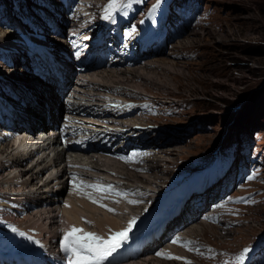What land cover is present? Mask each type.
I'll return each instance as SVG.
<instances>
[{"label":"rangeland","instance_id":"rangeland-1","mask_svg":"<svg viewBox=\"0 0 264 264\" xmlns=\"http://www.w3.org/2000/svg\"><path fill=\"white\" fill-rule=\"evenodd\" d=\"M45 1L47 2L45 3L44 0H0V38L6 34L16 35L11 32L18 28V25L12 23L16 17L27 28L30 26V22H28L30 15L38 14L43 19L37 12L38 9L45 10L47 17H52L54 15L50 11L56 16L58 11L54 9L57 7L63 14L60 22L66 27L72 24L66 23V20L63 19H75L76 16L73 14L76 11H83L88 22L92 16V19L97 20L107 17L109 14L106 9L109 0H75L76 6H72L73 11L72 8L66 10L65 7H59L62 5L61 3L57 6V2H62L61 0ZM156 3L157 0H120V6L112 11V14L118 15V11H121V15H125V19L130 21L127 24V29L136 27L141 20L149 22L158 20L152 30L163 29L167 32L165 40L153 41V48L158 51L149 56L148 58L151 59L146 62L154 63L138 66L142 65L143 59L135 64L134 68L141 70L144 77L136 78L135 71L124 74L122 70L125 69H119L120 65H102L87 71L90 73L95 71L93 74H96L99 73L98 71H103L104 66L117 71L120 76L101 75L104 77L101 78L102 83L107 84L105 87L111 88L121 99L133 100L134 104L138 106L142 103L145 104L146 108L137 109L145 114L135 118L134 113H128L122 119L130 126L135 122H140L157 128L156 145H148L149 147L146 149H160L149 155L150 160L148 159V169L146 168V170L135 171L127 164L110 159L97 160L92 157L89 159L94 160L91 164L98 169L102 168L103 172H105L104 169L111 168L112 170L113 168L114 170L111 172L114 173L128 171L138 176L144 175V177L132 178L140 180L139 184L145 186L147 190L152 188L161 190L167 183H172L179 178L189 179L192 186H198L204 182V188L200 189L196 196V203H201L202 207L191 210L192 212L198 211V213L179 225L175 224L174 232L161 237L159 241L146 246L142 251L136 252V255L123 260L107 259L103 264H122L128 260L144 258V256L161 258L162 263L160 264L175 260V262L179 260V263L187 264L188 259L194 260L191 264H225V262L227 264H264V0H159V7L154 13H150V9ZM46 7L48 9H45ZM10 12L16 16L12 17ZM44 19L46 23L43 27H46V24L50 26L48 18ZM79 23L83 24L82 20ZM125 25L122 28H125ZM32 29L36 31L34 28ZM18 31L21 32L19 28ZM39 31L37 30V32ZM65 32L67 35V30ZM65 34L63 33L61 36L63 39H65ZM13 43H18V41ZM11 50L0 49V82L5 81L6 75L10 74L8 68L12 66L9 57L14 58L13 55H15V52ZM17 56L18 58L23 57L21 53ZM33 56L34 53L31 52V56L27 59L23 58V60L29 61L30 65ZM19 65L26 71L25 76L29 80L31 69L27 68V65L25 67L22 64ZM11 72L17 81H26L20 79L24 77L22 69L14 68ZM75 77H77L76 74L73 76V80L69 81L70 83L68 82L66 85L65 82L64 85L67 86L68 92L62 94V101L68 105L74 99L69 93L72 91V85H75ZM82 86L88 88V86ZM29 94L31 93L28 92ZM2 97L7 101L5 96L2 95ZM48 97L55 99L53 106L48 103ZM36 99L38 104H41L43 100L48 103L51 119L54 121L56 112L63 107L58 103L57 96L52 91L45 89L44 92L36 91ZM21 100L18 103L21 104ZM40 106L42 109L44 108L42 104ZM32 111L33 116L41 118V109L38 106H35ZM66 114L67 112H62L59 125L68 120ZM76 115L97 118V116L84 112L74 114V116ZM36 121L39 123V119ZM23 122L25 123V121ZM46 122H49L48 118H46ZM102 122L105 121L102 120ZM84 123L94 125L87 121ZM94 126L104 125L96 124ZM12 140L13 137L10 136L7 141L3 142L10 144ZM66 154L63 156L62 164L60 163L63 173H66L63 162L74 159ZM0 158L2 159V156ZM37 158L35 162L41 159L38 156ZM29 159L19 165L17 170L29 167L32 163ZM151 159L153 164H158L156 170L151 166ZM0 162V195L3 194L7 198L14 197L19 192L26 194L30 185L27 189L23 188L24 186L21 184L24 177H21V173L19 172L16 176L11 174L12 168L10 167L15 163L8 166L10 164L5 165L2 161ZM115 162L116 166H114ZM9 171L10 173H8ZM44 172V169L40 170L31 187L34 190L35 187H38L39 191L29 190L32 191L31 199L35 205L48 202L47 196L52 197L53 195L56 198V195L50 192H45V195L41 193L43 191L42 183L46 177L44 175L46 172ZM214 175L220 176L210 181ZM121 178L124 179L123 185L129 182L125 176ZM71 186V181L67 179L63 187L54 189H60L61 198L58 203L61 207L69 196ZM86 188L91 190L89 187ZM78 197L80 200L82 199V202L75 205L81 210H78L82 219L79 220V224L81 222L80 225L87 230H98L96 225L87 222L89 221L87 216H99L98 218H100L103 210L97 207H101V205L94 203L88 196L83 197L80 191ZM142 198L140 201H143ZM122 203L125 204L123 201L116 200L111 205L121 208ZM147 206L148 203H145L144 206L139 203L133 208V213L137 214L141 209L145 210ZM120 208L113 211L114 216L119 217L121 222L117 227L114 225L110 227L113 233L123 230L125 222L135 220L137 216H133L130 220L128 214L118 215L117 212ZM8 209L0 212V226H2L0 238L7 239L14 246L21 244L22 246L33 245L40 248L38 240L28 235L29 232L23 230L25 226L20 225L18 219H21V213H18L14 208ZM25 209L34 215L33 218L39 219V223L43 221L49 224L51 218L46 212L33 214V211L28 207ZM103 209L109 212L108 208L104 207ZM210 214L214 215L212 220L208 218ZM139 217L137 216V218ZM61 218L63 223L64 219ZM56 225L57 232L60 223L58 222ZM80 225L73 224L77 228H82ZM180 228L186 229L184 232L187 235L191 233L189 237H195L199 241V252L192 255L184 249L183 253L189 256L187 260L184 256H182L183 259L157 256V250L171 242ZM37 232L39 233L38 230H32L31 233ZM102 232L98 235L104 236L110 231ZM42 235L45 236V232ZM180 236L182 233L178 237ZM62 239L63 237L59 238L58 242ZM163 241L165 242L162 243ZM43 242L46 243L47 240ZM0 244L6 245L1 242ZM122 247L123 244L119 245L112 254L118 256ZM245 248H248L249 251L245 254L244 260L237 261L236 257ZM174 249L175 247H172L169 254L177 257ZM146 264L157 263L151 260Z\"/></svg>","mask_w":264,"mask_h":264},{"label":"bare ground","instance_id":"bare-ground-1","mask_svg":"<svg viewBox=\"0 0 264 264\" xmlns=\"http://www.w3.org/2000/svg\"><path fill=\"white\" fill-rule=\"evenodd\" d=\"M44 2L46 3L47 1L44 0ZM58 3L59 1L57 2V4ZM62 4L64 5V3ZM72 5L74 4L67 3L64 6H72ZM74 6H76V4ZM49 7L53 8V6H49ZM56 8L57 7H55L54 9L55 11H58V14L56 16H55V13L50 11V13L53 14L56 18L54 16L52 17L50 16L49 18L47 17L45 10L43 11V10L38 9L37 12L41 14L43 19L38 14H34L33 16L30 15L28 18V22H30L29 28H27L25 24L24 25L21 24L22 23L21 20H18V18L16 17V19L12 21V23L18 25L17 27L21 30V32H19L17 28L16 30H11V32H14L16 35L6 34L3 36V38H0V45H1L0 49H9V50L12 49L11 51L15 52V55H13L14 58L9 57V61L12 66L8 68L10 70V74L6 75L7 79L5 81L2 80V82H0L1 83L0 84V94H2L3 96L7 98L6 99L7 102H10L16 107H17V103L19 100L23 99L25 101L21 106H19L20 109H17L16 111L17 115L22 117L23 121H25V124L24 125L20 124V121L17 119V115L13 114L12 118L14 121L12 120V122L14 126L17 128L15 129L18 131H27V130H29L30 132L37 131L38 132L37 136L38 137L42 136L41 138L34 140V144L39 145V147L35 151H33L32 149L21 150V149H25L24 148L26 146L25 144L31 141L32 138H29L28 141H26L24 136L19 137L20 139V143L18 145L19 148H15L13 146L14 144L13 140L10 142V144L7 142H3V141H7L10 135L6 133L7 130L5 128L3 130L1 129L2 127L0 128V130L3 131V132L0 131V157L2 156V159L0 158V161H2V163L5 165L10 164L8 166H11V164L14 162L15 165L12 164L13 166L10 167L12 168V170L10 169L12 171L11 173L12 176L13 175L16 176L20 172L21 177H24V181L21 184L22 186H24L23 188L27 189V187L30 185L26 194H24L23 192H19V193L16 192L17 194L15 196L13 195L14 197L9 196L7 198L3 194H1L0 195V212L8 208L10 209L14 208L15 210L18 211V213H21L22 217L21 219H18V221L21 226L26 227V228L23 227V230L28 231L29 232L27 233L28 235H31L34 239L38 240V242L40 243V246L43 248V252L46 253L45 254L46 258L51 257L55 260L58 259V256L55 255L53 247L55 245L59 246L61 244V240L59 242L58 240L59 238H62L64 236V231L68 230L71 226H73V224H76V225L81 224V222L79 224V220H82V219L80 218V215H79L80 213L78 212V210L80 209L77 208V206H75L76 203L82 202L81 201L82 199L80 200V198L78 197L79 191L81 192L83 197L87 196L85 195V193H90L93 197H95L97 200L100 201V203H98L99 205L101 204L107 205V208H111L115 210L120 208V206L113 207L111 203H113L116 200L125 202V204L122 203V206L117 213L118 215L128 214V218L130 220L133 216H136V215L140 216V218H137L136 216L135 222L132 225V229L128 233V238L134 237L137 230L147 229L151 227V225L155 224L160 219L159 218L160 214L158 212L144 217L146 214L144 213L146 209L143 211L141 209L137 214L133 213V208L137 204L140 203V205L142 204L144 206L145 203H151L153 200V197H156L155 194L158 193V191H156L154 188L149 189V190L145 189V186H142L139 184L140 180L132 178V177L138 178L139 176L144 177V175L138 176L137 174H134L128 171L127 172L120 171V172L114 173V172H111L112 170H114L113 168L112 170L111 168L104 169L105 172H103L102 168L98 169L97 167L91 164L92 162H94V160L89 159L91 157L97 160H103V159L109 160L110 159V160H115L118 163L127 164L131 166L135 171L146 170L148 166L147 162L149 159V155L153 151L160 149V148L155 149V150L146 149L147 147H149L148 145H156L155 142L158 136V133L156 132L157 128H153V127H150V125H147L146 127H141L142 129H135V127L138 125L137 124L138 122H135L133 125L130 126L126 121L122 119L125 116H127L125 108H130L129 111H132L131 113H134L133 116H135V118L137 116L145 114L137 110L138 108H141V109L146 108L145 104L142 103L140 106L134 104V102L126 104L125 100H128V99L119 98L116 95V92L114 93L111 88H108L107 86L105 87V85L107 84L102 83L103 81L101 80V78L103 76H108V77H111L113 75L120 76L119 74H117V71L111 68L108 69L104 66L103 67L104 69L102 68L103 71H98L99 73H96V74L95 73L93 74V72L95 71H93L92 73L87 71L90 69H86L84 73L77 74V77H75V81H74L75 85H72V88H71L72 91H70L69 93L71 96H73L74 99H72L68 105L66 103H63L62 101V94H65L68 92L67 86L59 91H56L55 86H53L50 82H47L46 79H42L37 72H33L32 66H30L27 61L23 60V58L27 59L31 55V52H41L42 51V52L48 53V55L55 56V58L57 59V60L55 59L56 62L63 69L64 74H65L64 84L66 82V85H67L69 81L73 80V76H75L73 72L76 67V58L73 54L72 45H70L69 39L66 36H65V39H63V37L61 36H63V33H65V31L70 28H72L73 31H77L79 29L77 33H81L84 31H86V33L87 31L93 32L95 28L98 25H100L102 21L104 22L105 20L103 19L94 20L92 19L93 17L92 16L89 18V22H88L86 21L87 17L85 16V14H83V11H76L73 14L74 16H76L75 19L73 18L72 20H70L69 18L63 19L64 21L66 20V23L69 22L72 24L66 27L62 24V22H60V19L63 17L62 16L63 14H61L58 8L56 10ZM45 9H48V8L46 7ZM72 11H73V8H72ZM10 14L12 15V17L16 16L12 14V12H10ZM120 14L121 13L119 12V15ZM44 18H48L49 23L52 20L53 24L50 26H47L46 24V27H43L44 23H46ZM80 20H82L83 24L79 23ZM38 21L40 22L39 24H38ZM57 22L59 26L57 25ZM33 27H35L36 31L32 29ZM37 30H40V31L37 32ZM51 32L55 34L52 35ZM143 34H144V31H143ZM83 39L88 40V37L83 38ZM136 40L137 39L135 38V35L132 36L129 42L125 45L126 50L133 51L134 41ZM145 40L144 41L141 40L140 42L141 50L138 51V55H133L134 53L133 52L132 54L128 56H125V55L123 56L124 53L123 54L121 53L118 57L108 62L106 66L120 65L122 68L120 67L119 69H125V70H122L124 74L130 71H135L137 73L135 74L136 78L144 77L141 70H138L134 67H135V64L141 62L143 59L144 60L142 62V65H138V66H143V65L154 63V62H146V60L151 59L148 57L153 54H149L150 48H144ZM14 41H18V43L14 44L13 43ZM13 46H16V47H13ZM119 49H120V46H119ZM20 53H21V56L23 57L18 58L17 55H19ZM15 61H18V62H15ZM18 63L22 64L23 67H25L28 64L27 68L31 69V73H30L31 75L29 74V77L31 78L29 80H27V77L25 76L26 71ZM96 67H97V64H95L94 68ZM14 68L22 69V72H24L23 73L24 77L20 79L26 80L25 82L17 81V79H15L16 77L15 76L13 77V75L11 74L12 73L11 70ZM76 84H78V86H81V87L76 86ZM82 85L88 86V88H84ZM45 89L52 91L57 96L58 103L63 105V107L59 111L56 112V118L54 121L51 119L50 107L48 103L50 104V106H53L55 103V99H53L52 97H48L47 99L48 103L43 100L41 103L44 107L43 109L40 106L41 104H38L37 99H36V91L44 92ZM102 91H105L106 93ZM28 92H30L31 94L28 95ZM24 98H27V99H24ZM1 101L5 102L4 97H0V102ZM6 105H8V103ZM35 106H38V108L41 109V112H40L41 118H36L35 116H33L32 109ZM121 107L122 109H120ZM63 111L67 112V115L69 118L66 122H64V124H62L64 125V127H60L59 124L57 123L59 122V119L61 118ZM77 112L90 113L94 116H97V118L95 119L87 118V117H82L80 115H77L78 118L80 117V119H77V116H74V114H76ZM46 118H48L49 122H46ZM38 119H39V123H36L37 122L36 120ZM102 120L106 121L107 122L106 124H115L119 128H124V129L129 128L131 130V133L129 134V131L128 133H126L123 129L101 132V131L93 130L92 128H90V127H93L94 125H88V124L83 123V121H87V122H92L94 124H103ZM41 122L43 123L40 124ZM72 123L73 125H78V126H76V128H71ZM144 124H148V123H144ZM43 128H46L47 130H44ZM47 131H52L53 134L50 135L51 132L47 133ZM146 131H149V132H146ZM134 132L136 133V135L132 136L131 134ZM82 133L89 134V137L82 138L83 136ZM155 133H157V135H154ZM45 134L47 135L44 136ZM128 134L131 136H129ZM119 141H122L125 143L124 145L125 149L122 150L120 148ZM67 150H70V151H67ZM65 153H67L66 156L70 155L69 157H73L74 159L67 160L65 163L63 162V165L66 169V173H63V167H61L60 165L62 164L61 161ZM37 156L41 159L35 162V160L38 159ZM28 159L31 160L30 161L32 162L31 165H29V167L20 168L19 169L20 171H18L17 167H19V165H21L25 160H28ZM116 162L114 166H116ZM32 164L34 165L32 166ZM151 166L155 169L156 167H158V164H153V160L151 159ZM43 169L46 172V173L44 172L45 174L43 173L46 177L44 179V182L42 183L43 191L42 192L40 191V192L42 194L44 193V195H45V192H50L51 194H55L56 198L53 197V195L52 197L47 196L48 202L35 205L33 200L31 199L32 191H29V190L39 191L37 190L38 187H35V190L31 187L32 185H34L33 182H34V179L36 178V175L40 172V170H43ZM8 173H10V171ZM123 173H126V174H123ZM122 176H125L126 179L129 180V182L126 185H123L124 179L121 178ZM67 179L70 180L72 183L71 191L65 203L61 207L60 204L58 203L61 198L60 189L59 190L58 189L54 190V189L58 187L60 188L61 186L63 187L66 184ZM1 181H4V180H1ZM80 181H85L87 182V184H97V185H100L102 188H106L108 185H111V190L104 191V190H97L96 188H91V190H89L86 187L83 188L82 190H78V188L75 187L74 184L78 185ZM7 183H8V180H7ZM118 193H126V195H118ZM143 195H144V198H142ZM141 198L143 199V201H140ZM86 201L89 202V200H86ZM132 201H138V202L132 203ZM89 203L97 207V205L93 204L92 202H89ZM25 207H28L31 211H33V214H39V212L40 214H42L41 212H46L48 217L51 218L49 224L44 223L43 221H40L39 223V219L33 218L34 215H32L30 212H27ZM97 208H99L100 210H103L101 211L102 212L101 217L98 218L99 216L98 217L87 216V220L91 221L92 225H96L98 230H94V231L87 230V228L83 227L82 225L80 226H82V229H84L86 232H95V233L97 232V234L98 233L100 234L101 231H103L102 233H105V231L108 230L110 232L105 233V235L103 236L105 239H107L109 236L113 234V230L110 227H112V225L117 227L119 223L121 222L118 219L119 217L114 216L113 211L107 212L106 210L103 209L104 207L102 206L97 207ZM150 208L151 207H149L147 210H149ZM162 208L163 207H158V210ZM93 209L95 208L93 207ZM163 211H165L164 208H163ZM197 213L198 211H194V212H191L190 215H187L186 217H181V216L177 217L178 219L176 220V222H174L173 226L175 224L179 225L182 222L189 220V218L194 217ZM61 217H63L64 219L63 223L61 222V219H62ZM213 217H214L213 214L208 215V218L211 220L213 219ZM128 221L125 222V228L127 227ZM58 222L60 223L59 225L60 230L58 228L56 232V228H57L56 224ZM168 223L169 221H166V224ZM0 228H2V226H0ZM49 229L51 230L48 231ZM32 230H35V231L38 230L39 233L38 232H37L38 234L35 233L38 236L31 233ZM184 231H186V229L180 228L179 232L177 233L175 237H178L182 233V236H180L182 238V241H192L191 244L185 247L183 246L182 243H172L171 241L165 244L164 246L160 247L157 250V252H165L169 254V250L172 247H175L174 250L176 251V256L177 257L184 256L185 259L187 260L189 256L183 253L184 252L183 250L184 249L188 250L189 253L193 255L197 251H190L189 248L199 249L198 247L199 241H197L195 237L194 238L189 237L191 233L187 235ZM43 232H45V236L42 235ZM45 240H47L46 244H49L48 245L49 247H46L45 243L43 242ZM0 242L5 243L6 244L5 246L11 245L10 242L5 238H0ZM13 245L14 244H12V246ZM151 260L156 262L157 264L162 263L161 258L158 259L153 256H147V257L144 256V258H139L138 260H128L126 262H123L122 264H128L132 262L134 264H146V262H151ZM175 261H166L167 262L166 264H182V263H179V260L178 262H175ZM187 261L194 262V260L192 259H188Z\"/></svg>","mask_w":264,"mask_h":264},{"label":"snow or ice","instance_id":"snow-or-ice-1","mask_svg":"<svg viewBox=\"0 0 264 264\" xmlns=\"http://www.w3.org/2000/svg\"><path fill=\"white\" fill-rule=\"evenodd\" d=\"M119 6L120 0H109V4L106 6L107 13L110 14ZM158 7L159 0H157V3L152 6L150 13H154ZM107 18H111V16L108 15ZM74 186L77 187L78 190H82L84 187L96 188L97 190L104 191L111 190V185H108L106 188H102L100 185L87 184L85 181H80L78 185L74 184ZM85 195H87L94 203H100V201L93 197L90 193H85ZM118 195H126V193H118ZM137 202L138 201H132V203ZM101 206L107 208V205L101 204ZM107 210L115 211V209L111 208H108ZM134 222V219L129 221L128 227L119 232L113 233L107 239L95 232H86L82 228L71 226L68 230L64 231V236L61 240V248L68 254L67 264H103V262L108 259L117 247H119L121 242L128 239V233L131 231ZM89 223H91V221H89ZM21 234L23 235V233ZM172 243H182L183 246L187 247L192 243V241H182L181 237H175L172 240ZM189 250L199 252V249L189 248ZM248 251V248L243 249V251L236 257V260L242 262ZM157 255L170 259H183L182 257H174L165 252H157ZM187 264H191V262L188 261ZM225 264H227V262H225Z\"/></svg>","mask_w":264,"mask_h":264}]
</instances>
